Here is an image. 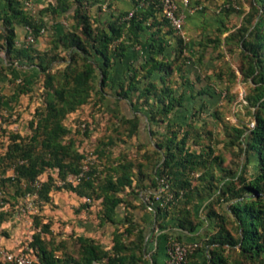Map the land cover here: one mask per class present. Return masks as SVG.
<instances>
[{"label": "trees", "instance_id": "obj_1", "mask_svg": "<svg viewBox=\"0 0 264 264\" xmlns=\"http://www.w3.org/2000/svg\"><path fill=\"white\" fill-rule=\"evenodd\" d=\"M24 1L4 0V13L0 15V51L6 54L0 74L9 71V82L14 85L5 97L9 104L4 106L0 101V108L12 110L20 96L33 91L26 77L18 78L20 66L33 67L44 76L43 104L29 122L30 134L11 133L10 143L0 157L6 167L4 173L12 170L10 177L0 181V227L27 194L35 192L48 204L52 192L62 189L80 198L100 200V222L117 227L112 246L107 248L91 237L81 236L77 258L58 256L59 249L50 247L42 237L51 234L50 224L36 216L39 231L33 235L31 246L39 250V264H158L155 254L163 245L167 251L172 241L198 244L184 264H264V0H249L248 10L235 0H225L221 10L228 24L208 42L218 58L239 57L240 75L230 62L226 68L208 73L204 68L207 45L197 58L201 71L195 73L196 82L208 83L215 77L223 84V98L232 97L237 81L248 86L243 109L255 127L227 126L225 151L221 152L212 143L213 132L206 130L208 121L193 119L183 124L174 119L180 112L189 111L188 106L197 119L208 108L206 97L212 95L208 85L192 86L188 69L191 58L186 54L189 44L170 27L158 1L134 0L132 13L121 14L107 25L98 24L89 12L100 0H44L50 4L38 15L27 11ZM235 14L242 18L234 26L231 21ZM49 16H71L72 22L63 35L52 38L47 51L41 52L26 41L18 44L17 28H29L37 39L48 25L44 17ZM154 28L157 30L151 34L150 59L142 64L141 71L121 83L119 92L129 101L135 98L134 106L151 126L154 150L143 152L137 164L121 156L99 170L101 158L112 155L107 144L113 139L107 137L109 143L103 140L102 147L93 150L97 164L78 184L57 187L52 176L39 182L49 170H56L61 180L80 173L86 150H81L73 138L66 123L68 117L90 104L94 93L102 95L96 88L97 73L104 87L109 69L125 56L126 40L134 38L140 43L145 30ZM162 28L167 30L163 32ZM224 32L228 34L222 38ZM170 35L178 43L172 59L165 53ZM216 109L214 106V111L207 112V120L220 118ZM117 125L126 127L127 138L132 139L140 129L141 117L122 118ZM7 186L15 188L11 200L2 190ZM135 199L139 204H132L130 200ZM124 204L125 215L120 220L119 209ZM151 209L150 219L136 220L135 211ZM157 228L153 236L156 252L150 254L148 235Z\"/></svg>", "mask_w": 264, "mask_h": 264}, {"label": "rangeland", "instance_id": "obj_2", "mask_svg": "<svg viewBox=\"0 0 264 264\" xmlns=\"http://www.w3.org/2000/svg\"><path fill=\"white\" fill-rule=\"evenodd\" d=\"M223 0H221L222 2ZM242 9L248 10L249 0H235ZM242 16L235 14V17L231 21L232 25H238L241 21ZM235 60L229 58V62L232 63L231 68L237 72L240 65L239 57L236 55ZM0 59L4 62L6 60V54L4 51L0 52ZM1 68V66H0ZM7 70H2L0 75V87L2 93L8 96L14 90V85L8 80L4 81L1 79L4 76V72ZM176 78V76H175ZM43 80L44 76L39 74L35 84L33 85V91L30 94L22 95L19 98V102L14 105L12 110H6L0 108V157L5 152L6 147L10 143V134L19 133L22 136L30 134V129L28 123L33 119L34 113L37 108L41 107L43 104ZM175 80V79H174ZM239 80V79H238ZM96 88L98 87V80L95 78ZM247 84L237 81L232 88V97L230 99L223 98L224 94L220 88L217 91V112L220 118H215L214 120H207V112L214 111L213 105H208L205 112H200L198 118L193 117L194 110L191 106L189 111L185 110L180 112L174 119L177 121L187 124L194 120H206L208 124L206 125V130H211L213 132L212 143L216 145L217 152L225 151L224 142L226 141V127L233 125H248L254 128L255 123L251 120V117L247 115L246 111L243 109V98L245 91L247 89ZM98 98L96 94H93V98L90 104L86 105L84 108L80 109L78 112L71 114L66 123L71 128L73 132V138L76 140L79 148L81 150H96L100 145V142L109 143L105 140L107 137H111L113 141L107 144V150L112 152L110 158L102 157L100 160L99 170H104L103 167L110 165L114 159L124 156L125 159L137 164L142 161L143 152L141 148L135 147L133 145V140L127 138L126 127L118 126L117 120L114 118V113L109 106L103 111L102 106L98 107ZM197 114V113H196ZM23 118H20V116ZM26 117V118H25ZM86 122V123H84ZM82 124L88 125V131H83ZM155 139L152 138V144ZM109 155V154H106ZM226 163L230 161L228 153L225 157ZM97 164V163H96ZM5 166L0 162V181L4 178H8L12 175V170H7L5 173ZM48 176H52L56 179V186L61 187L57 184L60 180L58 178V173L56 170H49L40 176L39 182H44L47 180ZM135 176L137 173L135 172ZM101 178L104 177L102 173ZM4 195L7 199L11 200L12 196L15 194V188L12 186L3 187ZM128 192V190L126 191ZM51 202L48 204L40 201L35 194H27L24 199H22L18 206L13 211V214H17V218L25 220L27 222L26 230L23 233L22 246L27 244L31 245L33 240V235L39 231L36 227L35 217L39 216L42 223H49L51 226V234H42V237L49 246L57 247L59 250L56 251L58 256H70L72 258L78 257L79 243L78 236L91 237L96 242L105 245L107 248L112 246V236L116 230V226L105 223L102 224L99 219L100 212V200H90L88 202L87 198H78L76 195L68 191H63L55 189L51 194ZM129 199H131L129 197ZM132 204H139V199L130 200ZM125 204L120 207L118 218L121 220L125 215ZM9 207L7 206L6 209ZM9 210V209H8ZM59 211L56 214V218L52 221L49 220L45 212ZM153 209L144 211H135L136 220L140 221V217L147 219L151 218ZM81 225H83L81 227ZM149 229V227H148ZM120 230H123L120 227ZM158 228L150 233L148 237L150 240L148 242V251L150 254H154L155 242L154 235L158 232ZM1 245V244H0ZM148 264H151L149 262Z\"/></svg>", "mask_w": 264, "mask_h": 264}, {"label": "crops", "instance_id": "obj_3", "mask_svg": "<svg viewBox=\"0 0 264 264\" xmlns=\"http://www.w3.org/2000/svg\"><path fill=\"white\" fill-rule=\"evenodd\" d=\"M175 1L179 6V10L185 17L184 27L182 31L178 33L189 44V50L186 54L191 58L188 69L191 73L189 77L192 79V86L194 88H199L202 85H208L211 89L212 97H206V100L209 106H215L218 103L217 91L221 88L223 94H225L223 91V84L219 83L215 77L210 78L208 83L205 82L203 84H199L195 80V73H199L201 71L197 67V58L206 45L208 47L204 60V68L208 73L218 71L220 67L226 68L230 64L228 56L218 58L217 52L214 51L212 45L208 43L209 39L214 38L213 34L216 33L218 29H224V24H228L226 17L221 10V5L225 0L222 2L221 0H188V5L184 4V0ZM33 4L34 12L32 14L38 15L39 11L44 7H47L50 2L39 0L34 1ZM135 7L134 0H100L98 3L90 7L89 12L91 16L99 20L98 24L107 25L121 14L132 13ZM4 9V0H0V15L4 13ZM44 19L48 23L45 33L39 36L33 43L41 52L47 51L52 38L63 35L69 24L72 22L71 16L67 19L63 17L53 19L50 16L44 17ZM159 19L161 18L158 17V20ZM150 22H152V20ZM154 30L156 31L157 28H154L153 30H145V32L140 36V43H136L134 38H128L126 40L127 50L125 56L114 63V65L109 69V76L104 87H101L100 84L99 71L96 77L98 80L97 89L102 92V95L99 94L97 96L99 100L98 104L99 106H102L103 111L110 106L113 111H116L113 116L117 122L122 118L132 119L135 115H139L141 117L140 129L132 140L134 143L133 145L137 148H141L142 152H145L146 150H154L150 132L151 126L149 125L147 118L140 113V109L137 106H134L135 98H133V101H129L128 99L120 97L119 92L121 90V83L129 80L134 73L141 71L142 64L150 59L152 44L151 34ZM166 30L167 28H162L163 32ZM227 34L228 32H224L222 38H224ZM17 35L18 44H20L25 40V36L27 35L26 30L24 28H17ZM177 47L178 43L175 36H168L165 50L166 56L172 59L175 55ZM100 62H102V60H100ZM2 64L3 61L0 59V66H2ZM56 68H58V66H56L55 69ZM17 76L18 78L26 77L29 85L33 89V85L39 76V72L33 67L20 66L17 68ZM10 78L11 73L6 71L1 79L7 81ZM2 89L4 88L1 85L0 101L3 102L4 106H7L9 103L5 97L8 95L2 93ZM23 117L24 115L22 117L20 116V118ZM55 213H59V211L49 210V212H45L44 215H47L49 220L52 221L53 218H56ZM26 225L27 222L22 220L21 217L17 218V214L14 213L13 216L8 221L4 222L0 227L1 246L11 252H17L22 249V238L23 233L27 228ZM82 226L83 225H81V227ZM78 237H81V235ZM156 245L157 243H155L154 252H156ZM155 258L158 264H167L166 246L163 245L160 247L159 253L155 254ZM0 264H5L1 257Z\"/></svg>", "mask_w": 264, "mask_h": 264}, {"label": "built area", "instance_id": "obj_4", "mask_svg": "<svg viewBox=\"0 0 264 264\" xmlns=\"http://www.w3.org/2000/svg\"><path fill=\"white\" fill-rule=\"evenodd\" d=\"M160 3L162 8V14L165 19L168 21L170 27L177 31L181 32L184 23L185 17L183 13L179 10V6L175 0H156ZM189 1L184 0V4L188 5ZM32 0L24 1V6L27 11L30 13L34 12ZM27 37L24 41L27 44H33L35 42V37L32 35L29 28H26ZM42 34L45 33V29L42 30ZM255 127V125H253ZM83 131L86 129V125L82 124ZM97 162L96 155L93 150H86L85 159L80 173L78 174H69L65 180H59L57 184L63 186L66 183H71L73 185L78 184L82 178L88 173L93 165ZM90 202V199H87ZM198 247L197 243H181L177 241H172L169 243L167 248V264H184L188 253L193 252ZM0 257L7 264H39V250L32 247L30 244L25 245L22 249L17 252H11L6 250L0 245ZM101 264V263H94Z\"/></svg>", "mask_w": 264, "mask_h": 264}]
</instances>
